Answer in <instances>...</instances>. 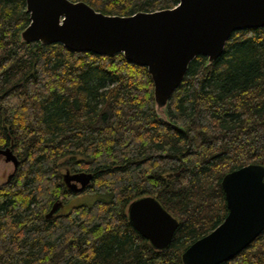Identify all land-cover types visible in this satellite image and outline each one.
I'll return each instance as SVG.
<instances>
[{
    "label": "trees",
    "instance_id": "obj_1",
    "mask_svg": "<svg viewBox=\"0 0 264 264\" xmlns=\"http://www.w3.org/2000/svg\"><path fill=\"white\" fill-rule=\"evenodd\" d=\"M82 1L131 15L179 0ZM28 23L25 0H0V148L19 159L0 183V264H183L228 212L223 175L264 165V26L233 32L211 63L195 57L164 120L146 67L23 42ZM66 169L90 172L88 187L70 191ZM81 194L98 198L68 205ZM146 195L178 219L166 248L129 222V203ZM60 198L64 212L46 218ZM219 264H264V228Z\"/></svg>",
    "mask_w": 264,
    "mask_h": 264
},
{
    "label": "water",
    "instance_id": "obj_2",
    "mask_svg": "<svg viewBox=\"0 0 264 264\" xmlns=\"http://www.w3.org/2000/svg\"><path fill=\"white\" fill-rule=\"evenodd\" d=\"M25 4L29 23L20 32L21 41L59 43L72 52L109 57L121 53L128 62L146 67L153 82L154 109L164 120L166 105L195 57L205 56L211 63L222 55L233 32L264 26V0H179L171 8L131 15L104 14L82 0H25ZM0 155L14 172L19 159L13 150L0 148ZM62 177L77 193L88 187L92 174L66 169ZM221 186L228 212L218 226L183 251V264L227 261L264 228V165L250 163L229 171ZM62 206L60 198L45 217ZM127 213L133 228L156 249L170 244L179 224L152 195L131 201Z\"/></svg>",
    "mask_w": 264,
    "mask_h": 264
},
{
    "label": "rangeland",
    "instance_id": "obj_3",
    "mask_svg": "<svg viewBox=\"0 0 264 264\" xmlns=\"http://www.w3.org/2000/svg\"><path fill=\"white\" fill-rule=\"evenodd\" d=\"M12 172L13 165L10 162H5L3 157L0 155V183L4 182L7 179L8 175ZM97 198L98 196L95 194H81L73 197L68 205L74 206L81 203H91ZM61 212H64V209H62Z\"/></svg>",
    "mask_w": 264,
    "mask_h": 264
},
{
    "label": "flooded vegetation",
    "instance_id": "obj_4",
    "mask_svg": "<svg viewBox=\"0 0 264 264\" xmlns=\"http://www.w3.org/2000/svg\"><path fill=\"white\" fill-rule=\"evenodd\" d=\"M9 176H10V174L8 175V177L7 178H9ZM61 209V208H60ZM62 209H64V206H62Z\"/></svg>",
    "mask_w": 264,
    "mask_h": 264
}]
</instances>
